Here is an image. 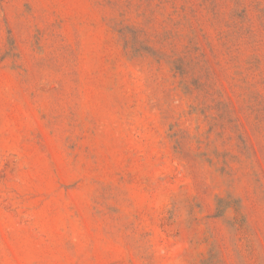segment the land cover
Here are the masks:
<instances>
[{"label": "rangeland", "instance_id": "374dc122", "mask_svg": "<svg viewBox=\"0 0 264 264\" xmlns=\"http://www.w3.org/2000/svg\"><path fill=\"white\" fill-rule=\"evenodd\" d=\"M0 264H264V0H0Z\"/></svg>", "mask_w": 264, "mask_h": 264}]
</instances>
